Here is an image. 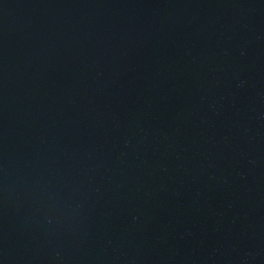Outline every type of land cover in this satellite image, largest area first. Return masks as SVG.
Here are the masks:
<instances>
[{"label":"water","instance_id":"1","mask_svg":"<svg viewBox=\"0 0 264 264\" xmlns=\"http://www.w3.org/2000/svg\"><path fill=\"white\" fill-rule=\"evenodd\" d=\"M0 264H264V0H0Z\"/></svg>","mask_w":264,"mask_h":264}]
</instances>
